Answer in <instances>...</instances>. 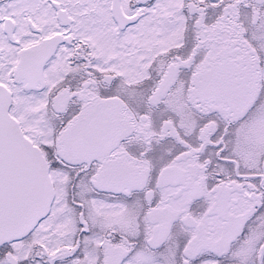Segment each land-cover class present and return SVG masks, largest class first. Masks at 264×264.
I'll return each instance as SVG.
<instances>
[{
  "label": "snow or ice",
  "instance_id": "1",
  "mask_svg": "<svg viewBox=\"0 0 264 264\" xmlns=\"http://www.w3.org/2000/svg\"><path fill=\"white\" fill-rule=\"evenodd\" d=\"M0 264H264V0H0Z\"/></svg>",
  "mask_w": 264,
  "mask_h": 264
}]
</instances>
